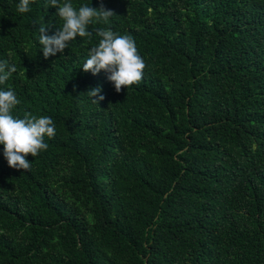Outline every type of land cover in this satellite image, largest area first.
I'll use <instances>...</instances> for the list:
<instances>
[{
  "label": "trees",
  "instance_id": "1",
  "mask_svg": "<svg viewBox=\"0 0 264 264\" xmlns=\"http://www.w3.org/2000/svg\"><path fill=\"white\" fill-rule=\"evenodd\" d=\"M19 2L0 0V88L56 135L30 171L0 145V264H264V0H103L115 16L47 59L38 28L63 22ZM107 28L146 63L120 93L82 68Z\"/></svg>",
  "mask_w": 264,
  "mask_h": 264
},
{
  "label": "clouds",
  "instance_id": "2",
  "mask_svg": "<svg viewBox=\"0 0 264 264\" xmlns=\"http://www.w3.org/2000/svg\"><path fill=\"white\" fill-rule=\"evenodd\" d=\"M49 3L56 8L55 15L63 23L52 35L48 34L49 25L41 24L38 28L39 44L46 59L58 53L62 56L77 37H91L93 32L89 31V26L94 21L107 23L115 16L113 10L104 6L103 0L99 8L91 7L90 4L77 6L72 0H49ZM17 10L20 13L30 12V0H20ZM95 34L100 39L96 46L88 50L83 71L93 75L104 71L117 93L139 83L146 63L138 53L134 38L131 35H121L111 28L97 29ZM16 71L14 64L0 60V86L5 85ZM101 91L102 88L97 86L86 94L94 104H99L105 99L103 95H99ZM20 103L14 89L0 88V145L4 146L3 156L9 167L30 171L32 163L27 157L29 154L36 157L41 151L48 149L45 137L54 138L56 126L48 116L37 117L29 112H25L22 118L14 116L13 111Z\"/></svg>",
  "mask_w": 264,
  "mask_h": 264
}]
</instances>
